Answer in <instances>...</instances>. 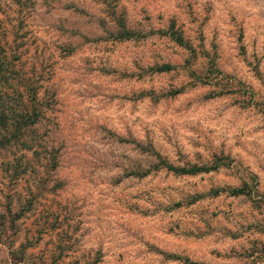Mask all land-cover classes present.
<instances>
[{
  "label": "rangeland",
  "instance_id": "obj_1",
  "mask_svg": "<svg viewBox=\"0 0 264 264\" xmlns=\"http://www.w3.org/2000/svg\"><path fill=\"white\" fill-rule=\"evenodd\" d=\"M0 51V264H264V0H0Z\"/></svg>",
  "mask_w": 264,
  "mask_h": 264
},
{
  "label": "trees",
  "instance_id": "obj_2",
  "mask_svg": "<svg viewBox=\"0 0 264 264\" xmlns=\"http://www.w3.org/2000/svg\"><path fill=\"white\" fill-rule=\"evenodd\" d=\"M131 34L130 31L121 28L115 37L128 38ZM172 36L177 43L181 44L180 36L177 33ZM13 60L7 59L0 51V147L10 143L23 145L22 136L25 125L34 123L40 114L33 85L29 80L19 78V70ZM168 69H170V65L167 63L158 67L159 71ZM21 89L27 92L25 99ZM159 163L162 167L178 174L205 172L211 169L209 166L173 167L162 161ZM241 192V187L230 190L231 194Z\"/></svg>",
  "mask_w": 264,
  "mask_h": 264
}]
</instances>
